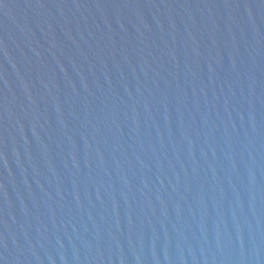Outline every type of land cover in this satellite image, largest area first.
<instances>
[{
  "label": "water",
  "instance_id": "obj_1",
  "mask_svg": "<svg viewBox=\"0 0 264 264\" xmlns=\"http://www.w3.org/2000/svg\"><path fill=\"white\" fill-rule=\"evenodd\" d=\"M0 264H264V0H0Z\"/></svg>",
  "mask_w": 264,
  "mask_h": 264
}]
</instances>
